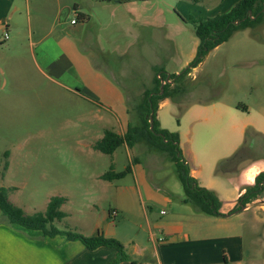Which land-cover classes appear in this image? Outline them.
Listing matches in <instances>:
<instances>
[{"label":"crops","instance_id":"1","mask_svg":"<svg viewBox=\"0 0 264 264\" xmlns=\"http://www.w3.org/2000/svg\"><path fill=\"white\" fill-rule=\"evenodd\" d=\"M136 1L141 7V0H0V24H6L11 13V18L22 14V8L27 12L31 36L36 38L42 60L40 63L34 54L35 65L40 75L50 82L51 91L75 94L80 101L77 104L79 108L86 110L81 120L90 124L99 119L98 109L110 112L111 127H105L103 135L95 138L93 149L106 130H112L120 136L126 135L132 122L130 109H138L141 104L140 96L136 97V93H141V86L132 90L123 87L116 78L128 76L124 69L109 70L102 66L107 64L103 59L100 64L95 60L90 48L98 46L101 51L104 50L99 40L82 38L76 17L78 15L87 25L128 26V22L118 13L122 7H129ZM216 1H221L214 9L217 12L225 0H200V3L207 5ZM239 1L231 2L229 12ZM220 14L223 13H217ZM73 20H76V24L72 23ZM132 22L143 27L167 24L166 18L161 15L150 18L137 17L135 14ZM68 25L72 27L71 31ZM251 40L253 50L264 49V39L254 35ZM54 50H57L58 55L54 54ZM115 55L122 60L126 58L124 52ZM263 60L264 55H257L248 65L240 64L239 67L253 68ZM190 63L186 62L181 68ZM203 65L204 62L194 69L191 77ZM179 72L176 71L175 75H179ZM260 79L259 74L253 73L254 85L262 83ZM165 108L176 109L173 115L177 117L178 114L177 104L170 99L164 100L157 113L161 128L180 135V148L190 167L191 176L200 187L216 192L223 203L221 213L224 217L197 213L191 205L182 203L184 194L179 188L164 190L156 185L139 159L137 163L131 161L129 166L132 172L122 180L105 181L102 179L104 174L94 177L97 185L110 193L114 209L119 215L118 221L114 223L108 212V218L97 222L94 231L87 236L102 234L121 242L131 258L130 262L121 264H247L252 244L248 242V237L257 233L262 219L256 210L249 212L250 205L256 201L243 211L231 212L246 188L254 186L256 177L264 172V157L252 158L245 153L246 147L252 149L258 139L264 140V125L250 121L252 109L247 105L227 103L222 99L188 105L184 108L180 125L177 118L172 123L162 117ZM255 112L263 121L264 107ZM139 145L133 149L127 145L123 147L130 154ZM241 150L242 156L235 159ZM142 154L145 151L142 150ZM253 169H258L257 175L253 182H248L246 174ZM127 177H131V181L123 183ZM0 187L11 189L9 200L23 210L12 201V193L16 188L4 184ZM68 203L67 199L61 207V211L66 214L64 220L69 217L65 211ZM23 212L28 216L37 214ZM162 212L166 214L162 215ZM160 238H164L165 242L159 243ZM116 258L115 249L101 247L91 251L81 242L68 241L62 236L45 237L41 231L10 225L0 209V264H111Z\"/></svg>","mask_w":264,"mask_h":264},{"label":"rangeland","instance_id":"2","mask_svg":"<svg viewBox=\"0 0 264 264\" xmlns=\"http://www.w3.org/2000/svg\"><path fill=\"white\" fill-rule=\"evenodd\" d=\"M146 1L141 0V7L139 1L122 7L118 14L128 26L87 25L78 15L76 17L82 38L99 40L104 50L98 46L90 48L95 60L100 64L103 59L108 65L102 66L109 70L124 69L128 76L116 80L129 90L141 86V93H136L141 102L145 92L156 86L152 83L155 67L168 75H175L176 71L181 74L189 64L181 68L182 65L194 59L199 40L189 23L190 18H214L218 12L227 14L234 0H225L217 12L214 9L221 1L207 5L188 0ZM21 11L22 14L13 18L12 13L9 14L8 22L0 24V185L16 188L12 201L32 215L45 212L50 199L61 195L69 200L65 207L69 217L60 224L56 222L55 226L90 237L87 235L94 231L97 222L108 218V212L112 222L118 221L119 212L114 209L110 193L102 190L94 179L96 175L109 172L114 162L116 172H122L132 160L137 163L140 159L156 185L164 190L179 188L184 194L169 155L152 150L146 143H141L130 154L122 146L114 156L93 149L95 138L103 135L105 127H111L110 112L98 109L99 119L90 124L81 120L86 110L79 108L80 101L75 94L51 91L50 82L36 68L34 54L42 63L40 50L36 38L31 36L28 14L24 8ZM135 14L150 18L164 16L167 27L138 25L132 22ZM67 28L72 30L70 25ZM254 35L264 39V21L253 31L235 33L227 43L212 51L193 77L190 74L194 69L177 83L170 79L172 89L179 91L173 101L178 109L222 99L247 105L252 109L250 121L263 126L264 120L255 111L264 107V60L253 68L239 67L248 65L257 55H264V49H252ZM118 52H124L126 58L119 59L115 55ZM54 54L58 55L57 50ZM253 73L260 75L262 83H252ZM130 111L132 124L139 125L138 110ZM174 111L176 113V109L165 108L161 115L175 123ZM258 140L254 148H245V153L252 158L264 157V140ZM5 168L7 171H3ZM257 170L246 174L248 182H253ZM130 181L131 177H127L123 183ZM250 207L249 212L256 210L262 223L257 233L248 237L252 244L247 264H264V192Z\"/></svg>","mask_w":264,"mask_h":264},{"label":"trees","instance_id":"3","mask_svg":"<svg viewBox=\"0 0 264 264\" xmlns=\"http://www.w3.org/2000/svg\"><path fill=\"white\" fill-rule=\"evenodd\" d=\"M188 1L200 3V0ZM263 21L264 0H240L229 13L220 14L214 18L191 17L189 23L193 26L195 35L199 40L193 61L179 75H168L162 69H156V86L153 90L145 92L144 99L137 109L139 125H133L131 122L125 136H120L112 130H106L104 137L94 145V149L112 156L123 145L133 149L138 144L146 143L152 150L168 154L176 166L178 178L184 189L182 203L191 205L197 213L224 217L221 213L223 203L216 192L200 187L198 181L191 176L190 167L186 164L180 148V135L161 128L157 119L160 104L166 99L174 101L179 91L172 89L170 84H166L163 93H161L162 84L158 76L165 80L170 78L177 83L182 77L189 75L193 69L199 67L212 51L227 43L235 33L254 29ZM183 113L184 109L179 108L177 114L178 125H180ZM241 156L242 150L234 158L237 159ZM131 172V166L119 173L115 172L113 166H111V170L104 174L102 179L110 182L118 181L124 179ZM263 181L264 172L256 177L254 186L246 188V192L239 198L238 205L231 214L241 211L242 207H247L252 202L260 199L264 192V186L261 185ZM10 190L0 187V209L8 224L18 225L30 231H41L45 237L62 236L68 241L81 242L91 251L101 247L115 249L117 258L111 264L131 261L123 244L116 239L106 238L102 234L95 237H85L76 232L57 228L55 223L62 222L66 218V214L61 211V207L67 202L66 198L53 197L44 213L28 216L9 200Z\"/></svg>","mask_w":264,"mask_h":264},{"label":"built area","instance_id":"4","mask_svg":"<svg viewBox=\"0 0 264 264\" xmlns=\"http://www.w3.org/2000/svg\"><path fill=\"white\" fill-rule=\"evenodd\" d=\"M72 23L73 24H76V20H73ZM6 39L7 40L9 39L8 34H6ZM158 78L160 79L161 84H163V85H166V84H170L171 83L170 78L169 79H166V80L165 79H162L160 76H158ZM165 214H166L165 212H162V215H165ZM163 242H165V239L164 238H160L159 239V243H163Z\"/></svg>","mask_w":264,"mask_h":264},{"label":"water","instance_id":"5","mask_svg":"<svg viewBox=\"0 0 264 264\" xmlns=\"http://www.w3.org/2000/svg\"><path fill=\"white\" fill-rule=\"evenodd\" d=\"M167 79H169V78H167ZM164 86H165V85L162 84V87H161V90H162V91H161V93H163V88H164ZM151 124H152V129H153V121H152V119H151ZM243 210H245V207H242L241 211H243ZM237 213H238V212H237Z\"/></svg>","mask_w":264,"mask_h":264},{"label":"flooded vegetation","instance_id":"6","mask_svg":"<svg viewBox=\"0 0 264 264\" xmlns=\"http://www.w3.org/2000/svg\"><path fill=\"white\" fill-rule=\"evenodd\" d=\"M261 185H263L264 186V181L262 182V184Z\"/></svg>","mask_w":264,"mask_h":264}]
</instances>
